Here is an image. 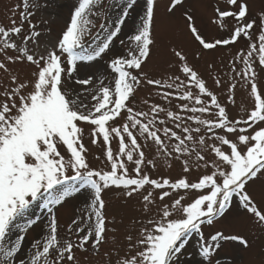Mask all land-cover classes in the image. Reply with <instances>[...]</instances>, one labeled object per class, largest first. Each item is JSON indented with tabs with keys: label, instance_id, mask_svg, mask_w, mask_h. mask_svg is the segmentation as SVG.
<instances>
[{
	"label": "snow or ice",
	"instance_id": "6c2138e0",
	"mask_svg": "<svg viewBox=\"0 0 264 264\" xmlns=\"http://www.w3.org/2000/svg\"><path fill=\"white\" fill-rule=\"evenodd\" d=\"M226 2L234 7L235 11L221 10L219 7L215 9L221 21L234 18L237 22L226 39L207 41L195 26L193 16L188 14L187 10L184 13L189 30L204 49L212 50L220 45L235 43L242 36L250 41L252 39L251 30L256 26L257 20L248 19L247 0ZM98 3L99 0H79L61 36L51 48L46 47L42 54L30 50L27 46L31 42L39 47V38L42 35L36 30V24L30 20L35 14L29 10L31 0H23L19 25L13 19L11 26H0V54H3L0 70L7 73V62L17 61L29 62L37 69L32 73L34 81L31 83V90H28V81L21 82L18 76L13 74L10 78L15 87L0 91V264H62L65 259L76 264L75 248L86 250L85 246L91 244L93 249H98L105 241L108 230L106 217L102 212L105 207L102 191L110 186L128 189L125 193L128 197L145 185L161 190L168 188L172 192L180 189L204 190L191 202L183 203L185 198L180 196L171 204H163L160 218L149 220L151 227H144L135 244H129L130 249L140 250L126 256L120 264H178L179 256L193 233L200 236V254L208 260V264H212L211 258L221 248L222 242L239 241L247 246L248 240L243 236L229 235L222 231H216L209 239H205L202 226L212 225L216 217L224 216L226 211L230 210L234 197H238L243 208L253 214L259 223L264 224V211L258 209L246 187L249 182L264 176V127L250 135L245 134L253 124L264 122V99L258 94L254 68V54L258 56L259 65L264 67V12L259 17L258 44L250 42L246 54L238 56L244 69L242 73H236L237 76H242L246 83L250 82L255 107L248 113L247 119L231 120L225 106L221 105L217 96L207 88L205 80L187 63L181 51L173 50V54L182 62L185 80L174 77L162 82L160 79L147 78L142 71L134 74L135 70L142 69V65L150 56V46L154 43L152 32L156 0H146V10L139 27L134 35L128 37L135 42V49L130 50L127 56L114 54L115 58L111 59L110 68L116 74L114 87L104 86L101 80L102 86L91 97L95 101L91 107L71 98L73 93L64 87L62 77L71 80L79 61H95L111 50L115 39L122 32L129 10L133 8L132 0H127L116 20L105 31L101 42L89 50L84 46V37L88 35L87 26L91 24L86 14ZM183 4L184 0H170L168 12H173ZM24 22H28L29 30L28 34L22 37L24 46H20L13 37L20 36L24 30ZM8 50H15L18 54L8 55ZM64 54L67 57V67L62 60ZM143 81L148 85L175 89V92H164V99L168 100L175 95L177 99L186 101L179 105V108L192 115L183 117L180 112L166 110L159 104L151 105L150 112L135 111L129 106L130 98ZM92 82V76L75 81L84 86ZM215 82L217 86L221 83L219 79ZM193 86L198 89L197 93L191 90ZM202 96H207L210 100L206 103ZM213 109L215 119H205L197 115L211 113ZM122 111L127 113L124 123L111 126L110 122L114 123ZM160 113H164L168 120L173 121L175 128L180 129L183 135L166 126L167 121L159 119ZM185 119L194 121L199 126L190 127L184 123ZM78 122L94 126L91 132L92 144H97L98 138L102 136L107 145L105 156L110 163V170L90 168L86 158L88 149L83 143V128ZM158 124L162 127H158ZM241 124L246 127H238ZM201 126L207 133H211L207 139L219 141V146L206 143V135L200 134ZM216 129L223 130L226 134L218 135ZM237 131L240 135L235 141L230 140L227 134H235ZM162 136L166 139H162ZM138 137L143 138L145 142L152 141L158 146L157 153L166 157L172 156L173 153L190 157L195 152L197 167L200 166L199 161H204L205 168L209 165L201 155L205 148L210 149L219 162L212 161L211 173L201 176L197 182H190L186 177L175 182L167 178L151 179L147 174H142V165L146 161ZM113 138L119 140V150L115 154L111 147ZM166 140H174L175 143L169 145ZM240 145H243L246 151L242 152ZM61 146L65 149L67 158L59 150ZM197 146L200 151H197ZM222 146H228L230 152L224 151ZM124 157L128 162L134 163L135 177L129 176ZM147 164L155 166L152 160H148ZM69 169L72 170V175L68 174ZM184 171H189L187 159L184 160ZM86 185L94 189V222L87 225L86 230L85 227L77 226V220H73L68 225V231L74 230L78 239L76 242L66 240L61 245L58 240L57 218L52 208ZM170 195L169 191H161L159 199L164 201ZM41 199L52 213L48 224L49 233L43 242L38 240L34 243L33 247L37 250L30 258H25L21 255L25 236L20 233L26 232L37 222L28 220L22 227L20 221L33 202ZM143 200L145 211H148L149 205L154 203L153 193L148 192L143 196ZM88 219L91 221L92 217L89 216ZM80 233L84 234L79 235ZM128 239L131 241L132 237L129 236ZM53 250L57 254L54 259L49 260ZM216 264H219V261Z\"/></svg>",
	"mask_w": 264,
	"mask_h": 264
},
{
	"label": "rangeland",
	"instance_id": "374dc122",
	"mask_svg": "<svg viewBox=\"0 0 264 264\" xmlns=\"http://www.w3.org/2000/svg\"><path fill=\"white\" fill-rule=\"evenodd\" d=\"M127 0H99V3L92 7L87 13V19L91 24L87 26L88 35L84 37V46L89 50L95 48L103 39L105 31L111 27L113 21L116 20L121 8ZM249 5L248 19H256L257 24L251 30V41L247 37H241L235 43L229 45H220L215 49H204L198 41L195 40L191 31L188 28V21L184 15L187 10L188 14L193 16V21L200 34L207 40L229 38L231 31L236 26L234 18H225L221 21L217 17L215 9L219 7L221 10L235 8L228 5L226 0H184L183 6L177 7L173 12H168L170 0H156L155 4V22L153 26L154 43L150 46L151 52L147 61L142 65V69L135 70L134 74L144 72L149 79H160L168 81L169 78L179 77L180 80H185L186 77L182 72V62L173 54V50L181 51L185 55L187 63L194 68L202 79L205 80L207 88L212 91L218 98L222 106H225L228 112L229 119L243 120L247 119L248 113L255 107V97L251 93L250 82H245L242 76H237L236 73L243 72L244 65L239 55L246 54L250 42L258 44V35L260 30L259 17L264 12V0H247ZM133 8L129 10V15L126 18V23L122 27V32L115 39L111 50L106 54H102L95 61H79L77 63V71L73 74L71 80L62 77L64 87L70 90L73 95L71 98L77 99L78 102L87 104L89 107L95 103L92 100V95H95L99 87L100 81H103L104 86L114 87V79L116 74L110 68L114 54L127 56L130 50H134L135 42L128 39L129 36L135 34L136 28L139 27L141 17L144 16L146 10V0H132ZM79 4V0H31L30 11L35 14L30 17L31 23L36 24V30L42 35L39 38V47L28 43L30 50L38 54L45 52V48H51L61 36L66 24L69 22L70 15L75 7ZM23 8V0H0V26H11V21L16 20L17 25L20 24L19 12ZM101 26H104L103 28ZM23 31L20 36H14L20 46L22 37L28 34V22H24ZM99 36V39L97 37ZM121 41H124L122 44ZM8 55H17L15 50H8ZM0 59H3V54H0ZM64 66L67 67L66 54L62 56ZM254 68L256 71V83L258 86V94L264 99V67L258 63V56L254 54ZM8 72L0 70V91L15 87L11 81V75H17L19 81H28L29 89L34 81L32 75L37 69L26 61L7 62ZM88 76L93 77V82L87 86L75 83L77 79H85ZM221 81L217 86L216 80ZM234 86V87H233ZM194 93L198 92L194 86L191 89ZM173 91L175 89H167L166 87L148 85L143 81L130 98L129 106L135 111L150 112L151 105L159 104L166 110L180 112L183 117L192 115V113L181 111L179 105L186 101L177 99L175 95L168 100L164 99L163 93ZM231 96V99H230ZM2 98V97H0ZM202 99L207 103L210 98L202 96ZM147 101V103H145ZM192 106L191 104L189 105ZM215 109L211 113L199 114L205 119H215ZM127 118L126 111H122L121 116L115 122H110L111 126L115 127L124 123ZM159 119L167 121L166 126L173 128L178 134H182L180 129H176L174 122L168 120L164 113L159 114ZM184 123L190 127H198L194 121L185 119ZM78 125L83 128V143L88 149L86 158L90 168L94 170H110V163L107 161L105 152L107 145L104 143L102 136L98 138L97 144H92V128L94 126L87 123L78 122ZM162 127L161 125H157ZM238 127H246L239 125ZM264 127V122L253 124L245 134H252L255 130ZM218 135H225L223 130H215ZM206 135L207 144H217L219 141L209 140L206 129L201 126V133ZM183 135V134H182ZM240 135L239 131L235 134H227L230 140L235 141ZM198 138V135H197ZM162 139H166L162 136ZM128 142L127 139L125 141ZM138 142L145 152V164L142 165V174H147L151 179L162 180L169 179L175 182L180 178H187L190 182H197L198 179L210 174L213 170L211 167L212 161L219 162L215 154L210 149L205 148L201 151V155L209 162L207 168L204 167V161H199L197 167V158L195 152L189 157L173 153L172 156H164L157 153V145L152 141L145 142L143 138L138 137ZM169 145L175 141H167ZM191 146V142H189ZM113 153L119 150L118 138H113L111 141ZM223 150L230 152L228 146H222ZM62 154H65L63 146L59 148ZM171 151V147L169 148ZM240 150L246 151L243 145H240ZM197 151H200L197 146ZM67 158V155H66ZM134 158H136L134 154ZM189 160V171H184V160ZM128 167L130 177H135V165L128 162L124 157ZM148 160H152V164H147ZM223 166V165H222ZM69 175L73 172L69 169ZM98 179V178H97ZM249 193L252 195L259 210L264 211V176L254 179L246 186ZM124 187L110 186L102 191V199L105 201V207L102 209L106 217L107 232L105 241L98 249H93L91 244L86 245V250L74 249L76 264H120V261L130 254H135L139 248L130 249L129 244H135L140 238L141 230L144 227H151L148 224L149 220L159 219L162 214L160 209L163 204H171L174 199L183 196V203L191 202L204 190H184L180 189L172 192L171 189L165 188L155 189L151 185H145L139 189L131 197L125 195ZM161 191H169L171 195L166 197L164 201H160L159 196ZM148 192L153 193V201L149 205L148 211H145L143 196ZM94 199V189L86 185L81 187L78 192H74L70 197H67L60 205L53 206L52 211L57 218L58 223V240L61 245L66 240L76 242L78 237L73 232L68 231V225L73 220H77V226L85 227L94 222V211L92 200ZM91 216L90 221L88 217ZM52 213L48 211V207L44 206V200L33 202V205L27 210V213L20 221L22 227L28 220H35V226L28 229L26 232H21L20 235L25 236L22 241V253L25 258H30L37 250L33 247L36 241L43 242L48 235V224L51 221ZM202 231L205 239H209L216 231H222L229 235H241L248 240V245L244 246L239 241L222 242V246L214 254L212 264H264V224L259 223L253 214L249 213L239 203L238 197H234L230 210H227L222 217H216L212 225L205 224L202 226ZM80 233L79 235H83ZM132 240L129 241L128 237ZM189 243L186 245L182 254L179 256L178 264H208V260L200 254L202 241L198 233H193L189 238ZM56 251L53 250L48 257L52 260L56 256ZM62 264H72L65 259Z\"/></svg>",
	"mask_w": 264,
	"mask_h": 264
}]
</instances>
